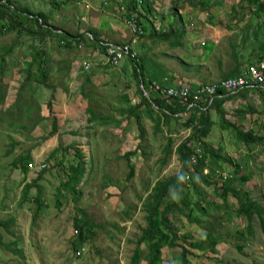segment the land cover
<instances>
[{"label":"rangeland","instance_id":"374dc122","mask_svg":"<svg viewBox=\"0 0 264 264\" xmlns=\"http://www.w3.org/2000/svg\"><path fill=\"white\" fill-rule=\"evenodd\" d=\"M123 1L87 0V6L80 7L76 0H9L12 8L24 12L28 9L34 13L42 12L49 17L51 24L72 33L87 26L83 19L86 15L91 25L97 21L95 16L100 15L106 19L109 14L121 17L125 23L126 13L120 7H126L127 0ZM148 1L153 2L154 16L158 20L156 26L147 29H144L146 22L143 20V33L132 42L138 54L141 51L138 40L146 39L149 46L142 48V51L158 50L161 47L160 51L163 52L164 47L172 49V46L180 42L182 46L178 50L193 53L200 51L197 57L203 59L200 40H194L191 47L187 46V41L190 42L192 37L187 40L181 33L180 29L184 26L187 29L185 33L191 31L195 35L203 34V28L211 25L216 29L218 46L220 44L221 48L223 45L228 47L227 39L242 25L251 22L257 27L261 22L264 23V13L254 14L257 6H251L250 0ZM4 7L1 5V8ZM173 8H177L176 16L170 13ZM7 18H0V24ZM23 24L28 30L35 27V24H27L26 21ZM172 27L177 32L168 39L166 45L157 35H149L150 31L171 30ZM198 27L201 29H195ZM18 28L0 33V54L4 55L0 57V87L5 90L4 99L0 101V218L12 220L9 230L3 225H0V229L3 240L19 250L16 252L0 244V264H130L140 227L146 224L144 202L147 194L157 179L178 174L182 163L178 155L165 152L167 162L162 163L165 158L161 156L162 148L168 142L167 135L165 132H155L153 122L146 115L141 119L145 136L139 139L135 119L120 112L140 101L137 81L126 57H122L123 61H128L126 70L117 65L106 66L99 63L103 59L99 47L89 51L87 48L80 49L76 43L73 44L74 48L58 46L56 38L47 36L41 39L24 29L18 33ZM125 28L123 32L129 36L126 35L124 40H127L131 32ZM258 39H264V32L258 38L252 37L251 42H258ZM37 49L45 50L49 59V85L38 83L31 77L27 87L22 90L20 86L25 81L26 66L31 64L32 69H38L36 64L40 59L32 60L34 54L42 59L46 56H40ZM240 53L244 54L245 50ZM260 54V51L254 52L249 55L250 60H257ZM89 59L93 61V66L87 69L84 60ZM89 72L90 81L87 79ZM83 86L87 95L82 92ZM249 93L254 103H245V108H242L241 103L233 102L224 109L226 118L234 126H221L219 114L213 108L208 110L211 130L201 140L210 146L214 156H225L230 162H218L219 167L215 170L219 171L212 175L210 184L197 181L194 177L204 199H197V195L192 192V200L203 206L202 213L195 216V222H190L179 211L175 213V228L184 237L179 246L163 247V264H184L182 245L190 250V264H264V235L258 217L254 216L250 220L235 214V198L229 194L223 203L214 190V186H219L226 174L232 175L233 185L250 191V196L264 208V142L246 143L239 139L237 133V128H252L264 136V90L254 89ZM124 94L128 96L127 99ZM28 102L34 104L30 117L24 116L26 114L23 110ZM89 107L96 111L98 120L88 121L91 114L87 110ZM147 107L141 106L143 111ZM249 107L254 110H249ZM179 115L171 120L172 129L167 132L176 142L184 141L194 130L192 126L184 125L186 111ZM16 119L24 125L12 124ZM92 124L97 125L95 128L88 127ZM12 140L16 143L13 151L7 154L5 151L11 147ZM191 142L196 144L197 137ZM74 143L80 145L88 159L87 174L78 186L82 193L78 202L67 196H57V188L65 180L63 170L72 163L76 164L78 159L72 147ZM59 145L61 150L55 157H48ZM26 150L30 151L32 162L28 173L23 174L20 168L14 166L13 160ZM130 150H136V153L129 159L124 158V153ZM235 162L241 165L240 173L250 174L247 183L240 182V173L234 174ZM130 167H133V176H130ZM41 170H44L43 173ZM109 179L113 180L112 185ZM32 181L42 186L46 204L45 210L36 218L32 216L35 208L30 198L23 200L22 197L24 185ZM35 192L36 187L30 190L29 197ZM173 199L174 196L170 195L167 200ZM57 200L62 203L59 208L56 206ZM212 204L219 206L214 208ZM78 206L87 210L95 226L91 237L77 250L72 246V239L76 235L73 218L81 215ZM249 223H252V231L249 230ZM208 228L215 235L220 234L215 246L216 252L207 247L201 250L190 245L193 238L202 240ZM238 246H242L241 249ZM141 247L145 249V243ZM139 264H147V261L141 259Z\"/></svg>","mask_w":264,"mask_h":264},{"label":"trees","instance_id":"16d2710c","mask_svg":"<svg viewBox=\"0 0 264 264\" xmlns=\"http://www.w3.org/2000/svg\"><path fill=\"white\" fill-rule=\"evenodd\" d=\"M251 6H257V10L254 12L256 15H261L264 13V1L262 0H250ZM57 4V2H55ZM1 5H5L6 7L1 8ZM137 5H140L141 9L146 13V16L143 20L149 22L146 18L152 19L154 16V4L152 1L148 0H139V3L136 0H130L126 4V9L128 13L137 10ZM12 11H11V10ZM13 13V14H12ZM173 16L177 15V8H173L171 12ZM8 17L5 22L0 24V33L2 32H9L12 29H17L18 33H21L23 29L25 31H31L34 35L40 36L41 39H45L47 36H51L52 38L57 39V45L63 46L66 45L67 47L74 48V43H76L77 47L79 46L80 49L83 47L85 48L87 41L88 43H95L97 47L100 48L101 51L104 52L105 45L97 38V34L94 31H91L93 34L91 35L90 32H83V33H72L66 29L61 27H56L49 22V17L42 13H34L28 9V11H20L12 8L10 5L9 0L0 1V18L5 19ZM156 16V15H155ZM157 17V16H156ZM148 18V19H149ZM141 21V23L143 22ZM179 20L181 18L179 17ZM23 21H26L27 24L33 23L35 27L28 30L25 29ZM149 23H152L150 21ZM175 27V26H174ZM172 27L171 30H154L150 31V34H158L160 37L163 38H170L173 33H175L176 28ZM62 30V31H58ZM181 33H183V29H180ZM264 32V23L261 22L257 27H254L252 23L248 22L245 25H242L240 29L235 31L232 36L233 40L229 43L228 46L233 50V57L235 58L236 62L233 65V68L223 75L220 78L234 75L241 73L244 71L246 65L250 62V56L253 55L254 52H261L260 56L257 59H261L264 57V39L259 40L258 42H251L252 37L258 38L260 34ZM239 35V37H238ZM231 38V37H230ZM237 38H240L237 40ZM108 40V39H107ZM130 40V37L127 39ZM119 42L124 40H118ZM255 44V45H254ZM83 45V46H80ZM253 45V46H252ZM37 53L40 56H45L46 51L37 49ZM241 50H245L246 53L240 54ZM239 51V52H238ZM38 55L34 54L32 60H36ZM255 57V56H254ZM125 58V57H124ZM139 55L137 59H133L130 57H126V59L131 63L132 72L134 77L137 81V89L140 94V101L134 105L127 106L120 110L122 114H127L132 116L135 119V122L138 126L139 131V139H142L145 136V127L141 121L143 115H146L150 121L153 122L154 131L155 132H163L165 125L171 126V120L175 119V116H180L179 113L185 112L187 113L186 121L184 122L186 127H193L194 130L191 134L180 144L177 146V155L182 163V168L178 174L170 176L166 179H158L152 188L149 191L145 198L144 202V209L146 211L145 221L146 224L140 227V235L136 239V245L133 249L130 264H139L141 259H145L147 264H163L164 256H163V247H175L176 245H180V241H183L184 235H180V232L177 231L175 228L174 223V216L177 211L181 214H185L187 219L190 222H195V216L202 213L201 205L197 204L192 200V192L197 195V199H204L203 194L198 189L195 180L203 182L205 184H210L212 175L215 174L216 167H219L220 161H229L225 156L217 157L214 156L211 152L210 146L204 142H202V138H205L211 130V119L208 110L213 108L220 116V125L223 127L234 126V123L226 118V112L223 109V103L226 100H229L235 93H225L224 90H219L218 93L221 95H215L211 101V104L208 106L206 110L200 109L198 105H194L188 108L187 103H183L181 100L176 99L171 102H168L165 98H161L157 94H149L146 96L143 93V90L140 88L141 79L142 81H146V77L144 74L143 66L139 60ZM47 55L40 59L38 63V69L34 70L31 67V64L26 66V75L25 81L22 83L20 88L23 90L27 87L29 79L33 77L36 79L38 83L49 85L48 77L50 73V66L48 63ZM256 60V59H255ZM123 59L117 63L116 65L119 68H123L126 70L127 62H122ZM106 66L114 65L111 63H103ZM87 79L90 81L91 79V72L87 73ZM259 90H264V88H257ZM248 91V90H240L238 92ZM82 92L84 95H87L85 92L84 86L82 87ZM237 93V92H236ZM5 94L1 95L0 101H3ZM18 97V95H17ZM125 99L128 98L127 95L124 94ZM19 98V97H18ZM17 98V99H18ZM31 99V94L29 96ZM193 100L191 96L189 98ZM190 102V101H189ZM34 104L28 102L26 107L23 108L26 115L30 117V110H32V106ZM148 106L145 108V112L142 110L141 106ZM89 111L90 116L88 118L89 122H93L98 120L96 111L89 107L87 109ZM249 110H254L253 107H249ZM247 110H240V112H245ZM20 116H23L20 113ZM23 118H20L22 120ZM20 120H14L12 124L19 125L21 122ZM35 122V121H33ZM97 123V122H96ZM35 123L32 124L34 126ZM24 125V124H20ZM97 124L89 125L90 128H95ZM55 129L57 128V124H54ZM237 133L239 139L245 141L246 143L249 142H264V136L261 134H257L254 129L250 130H242L237 128ZM194 137H197V141L200 142V146L202 148V157L199 158L197 163L190 164V156L193 153L194 148L198 145L192 144V140ZM171 139V137H170ZM16 142L12 140L11 147L6 149L5 153L10 154L13 151V146ZM77 143V142H76ZM71 146V145H70ZM79 144H72V147L76 150L77 155V162L76 164H70L65 170H63L65 180L61 182V185L57 188V196L58 197H70L74 202H78L82 196L81 191L78 189L79 184L82 182L83 178L87 174V166H88V159L85 153L80 149ZM171 146V142L168 143L169 148ZM68 146H66L67 148ZM139 148V147H138ZM61 150V145L55 147L48 157H55L57 152ZM136 150H130L124 153V158L129 159L130 156L134 155ZM168 152V151H167ZM49 159V158H48ZM208 162L205 164V161ZM210 160V163H209ZM62 161V160H59ZM32 156L29 150H26L25 153L19 154L13 160V164L15 167H18L22 170L23 174H27L29 170V166H31ZM167 158H163L162 163H166ZM45 164H43L44 166ZM221 168V167H220ZM204 169H207V173H204ZM241 165L237 162L234 163V174L240 173ZM193 170V173L191 171ZM42 173L44 170H41ZM134 170L133 167H130V176H133ZM232 175H228L222 179V183L219 186H214L215 192L220 196L223 203L226 202L227 196L231 194L236 202L237 207L234 210L235 214L246 216L250 220L253 219L254 216L258 217V223L262 234L264 235V208L260 206L256 199H253L250 196V191L241 190L239 187L233 185ZM41 177V175H40ZM194 177L196 179H194ZM250 174H242L239 175V180L241 183H247L250 180ZM113 180L109 179V184H113ZM36 187V192L32 197H29L30 190ZM170 195L174 196L172 201H168L167 199L170 198ZM22 197L23 200H28L30 198L35 211L32 213L33 218H36L41 211H44L46 208V204L43 197L42 186L37 185L35 181L27 183L24 185L22 190ZM210 205V204H209ZM213 207H218L219 205L212 204ZM56 206H62L61 201H56ZM225 206V204H224ZM80 216H74L73 224L76 230V235L72 239V246L75 249H80L82 244L85 243L88 238L91 237L92 233L94 232L95 222L89 216L87 210L82 207H77ZM207 211V208L204 209ZM11 219L0 218V225H3L6 229H10ZM249 230L252 231V223H249ZM206 233V236L202 240H193L190 242V245L196 249H205L206 247L210 249L212 252H216V245L219 242L220 234H214L211 232L210 228ZM238 231V230H237ZM239 233H244V231L239 230ZM145 243V249H142L141 244ZM0 244L7 246L8 248L13 249L14 251H18L16 247L11 246L9 242H5L3 240L2 232L0 229ZM242 246H238L241 249ZM183 248V260L184 264H190L188 253L190 250L182 245Z\"/></svg>","mask_w":264,"mask_h":264},{"label":"crops","instance_id":"0c3cea01","mask_svg":"<svg viewBox=\"0 0 264 264\" xmlns=\"http://www.w3.org/2000/svg\"><path fill=\"white\" fill-rule=\"evenodd\" d=\"M86 16L83 17V19L87 22L86 23L84 21L87 26H85L84 29H81L78 32H81V31L83 32L84 30V32H90V34L92 35L93 33L91 31H94L97 34L96 36L100 41L107 40V39L108 40L112 39V40H117V41L124 40L125 36L127 35L125 34L126 32H123V30L125 31L126 28H125V23L121 17L109 14V16L106 15L107 18L105 19L103 18V16H100V15L98 17L95 16V20L97 21L94 22L93 25H91L90 21L88 24V19H86ZM148 18L146 19L149 20V22L152 21V23L145 21L146 23L144 24V29L145 28L147 29V27L152 28V25L156 26V21L158 20V18L156 16H153L152 19L150 18L148 19ZM100 19H103V20H100ZM77 21L78 23H80V20H77ZM195 29H201V28L198 27ZM215 30L216 29L210 25V26H206L205 28H203V31H204L203 34L200 33V34L194 35L190 30H189L190 32L185 33L187 31L186 26H184L183 28V35L185 36V38L189 40L192 37L190 42L187 41V46L190 45L191 47L192 46L191 43L194 42V40L201 41V46H202L201 52L202 54H204L203 59H199L200 56L197 57L200 51L193 53L192 51L178 50L182 46L180 42L177 43L175 46H172V49H166V47H164L165 50L163 52L160 51L161 47H159L158 50L154 48L153 50H150V51L148 50L142 51L143 50L142 48H147L149 46V43L146 39L145 40L139 39L138 45L141 46L140 48L141 51L140 50L138 51L139 52L138 55L140 57L139 60L143 66L144 74L146 77V82L149 81V79H163L164 76L170 75L169 81H167V83L170 85L190 83L191 85L196 86L203 82L209 81V79L210 81H215V79H219L220 77L225 75L227 72H229L233 68V65L236 62L235 58L233 57V50L229 46L226 47V45H223L221 48H220V44L218 46L219 38ZM149 35H153V34H150L149 32ZM154 35H157L159 39L163 40L165 42V45L167 44L166 42L168 41L169 38L160 37L157 33ZM201 35H203V37H201ZM128 36L129 35H127L126 37ZM228 39L227 41H229L230 43L233 40L232 35H231V38H228ZM239 39L240 38H237V40ZM88 42L89 41H87L85 48H82V49L87 48V50L89 49L90 51V50H93L95 47V50H96L97 44L88 43ZM169 43L171 44V42ZM226 43L228 44V42ZM240 54L241 53H239V56ZM0 57L2 58L4 57V55L0 54ZM38 59H41V58L39 57ZM3 91L5 90H3L0 87V98H1V95L5 94L3 93ZM249 91L250 90L235 93L229 100H226L223 103V106H222L223 109H225L227 105L233 102L241 103L240 106L242 108H245L244 106L245 103L248 104V103H251V101L252 103H254L255 100L252 98V96L249 97L251 95ZM169 129H172V126H167L166 130L164 129L163 131L165 132V135H167L166 139H168V142L167 144L163 145L161 156H164V152L170 155L171 153L177 155V152H176L177 146L181 142V140L178 142L174 141V138L168 135L167 132L169 131ZM169 142H171V146L167 148Z\"/></svg>","mask_w":264,"mask_h":264},{"label":"built area","instance_id":"2783aa9c","mask_svg":"<svg viewBox=\"0 0 264 264\" xmlns=\"http://www.w3.org/2000/svg\"><path fill=\"white\" fill-rule=\"evenodd\" d=\"M126 0L123 1V3ZM130 0H127V3ZM139 3V0H136ZM76 3L80 7L87 6V0H76ZM123 3H120L122 5ZM125 13V26L131 32L130 40L114 41V40H102L105 45L103 52V63H111L116 65L122 59V57H130L133 59L138 58V53L134 49L132 42L136 39V36L143 33L141 21L146 16V13L141 9L140 5H137V10L131 13L127 12L124 5L120 7ZM191 26L193 24H190ZM62 31V30H58ZM83 46V45H80ZM100 49V48H99ZM93 66L91 59L84 60V67L90 69ZM168 77L163 79H149V81H142L140 88L146 96L149 94H157L161 98H165L168 102L179 99L183 103H187L188 108L194 105H198L200 109L206 110L211 104V101L215 95H221L218 91L224 90L225 93H236L240 90H254L257 88H264V57L248 63L241 73L229 75L223 78L215 79V81L203 82L197 86H191L190 83H181L177 85H170L167 83ZM193 100H190V97ZM190 101V102H189ZM202 157V148L200 142L194 148L193 153L190 156V164H195ZM207 161H205V164ZM204 169V173H206ZM228 176L227 174L224 178Z\"/></svg>","mask_w":264,"mask_h":264},{"label":"clouds","instance_id":"9594fccd","mask_svg":"<svg viewBox=\"0 0 264 264\" xmlns=\"http://www.w3.org/2000/svg\"><path fill=\"white\" fill-rule=\"evenodd\" d=\"M206 170H207V169H206ZM206 173H207V171H206ZM206 173H205V174H206Z\"/></svg>","mask_w":264,"mask_h":264}]
</instances>
